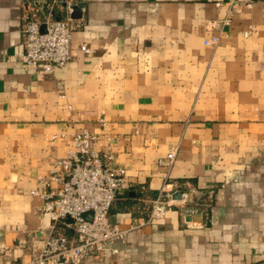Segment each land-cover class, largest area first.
<instances>
[{
    "label": "crops",
    "instance_id": "crops-1",
    "mask_svg": "<svg viewBox=\"0 0 264 264\" xmlns=\"http://www.w3.org/2000/svg\"><path fill=\"white\" fill-rule=\"evenodd\" d=\"M250 1L213 46L230 0H35L76 27L70 62L34 74L19 55L27 0H0V264H34L51 219L29 192L83 130L126 168L112 221L145 218L164 186L186 195L85 264H264V10Z\"/></svg>",
    "mask_w": 264,
    "mask_h": 264
},
{
    "label": "built area",
    "instance_id": "built-area-1",
    "mask_svg": "<svg viewBox=\"0 0 264 264\" xmlns=\"http://www.w3.org/2000/svg\"><path fill=\"white\" fill-rule=\"evenodd\" d=\"M239 0H230V9L221 23L220 35L207 39V44L217 46L223 29L231 24L235 11L241 10ZM258 3L264 10V0H252L245 5ZM35 0H27V13L23 24L22 46L19 55L25 68L34 74L54 73L64 68L72 59L75 47L72 33L75 23L70 14L56 19L43 14ZM253 28L245 30L248 36ZM78 50L90 53L85 44ZM105 124V123H104ZM64 133L53 134L55 142ZM109 144L113 137H109ZM99 135L88 130L72 134V148L65 156L53 159L50 173L39 176L40 188L30 190V195L40 198L39 212L51 219L43 249L32 257L34 264H85L89 257L103 260L108 253H119L117 243H125L131 231L141 230L148 224L164 218L167 210L175 204L176 191L165 186L152 200L151 209L145 218H133L127 227H122L110 218V211L118 198L126 178V168L118 165L111 153L98 149ZM179 147H172L159 159V165L171 168L176 162ZM184 194V193H183ZM186 195L184 194V197ZM92 212V218L84 214ZM200 212L198 206H187L189 215ZM67 217L71 235L61 229Z\"/></svg>",
    "mask_w": 264,
    "mask_h": 264
},
{
    "label": "water",
    "instance_id": "water-1",
    "mask_svg": "<svg viewBox=\"0 0 264 264\" xmlns=\"http://www.w3.org/2000/svg\"><path fill=\"white\" fill-rule=\"evenodd\" d=\"M60 19V18H59ZM182 194H183V191H178L176 192V194H174L173 198L174 199H181L182 197ZM84 216L87 218V219H91L92 218V212H87L84 214ZM66 221L68 223H72V219L70 217H67L66 218Z\"/></svg>",
    "mask_w": 264,
    "mask_h": 264
}]
</instances>
